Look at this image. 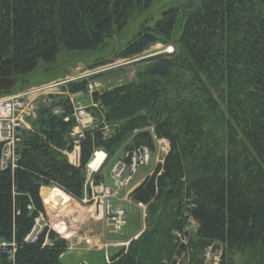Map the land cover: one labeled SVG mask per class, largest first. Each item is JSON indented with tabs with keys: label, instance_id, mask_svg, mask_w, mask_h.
I'll list each match as a JSON object with an SVG mask.
<instances>
[{
	"label": "trees",
	"instance_id": "trees-1",
	"mask_svg": "<svg viewBox=\"0 0 264 264\" xmlns=\"http://www.w3.org/2000/svg\"><path fill=\"white\" fill-rule=\"evenodd\" d=\"M151 3L0 0V75L29 74L62 49H97L123 30L136 5ZM179 19V9L169 6L121 53L133 57L162 42L174 44L176 55L155 60L136 82L94 93L100 121L115 133L105 137L104 122L88 133L80 144L83 164L97 148L109 156L122 148H153L150 125L171 144L164 163L131 193L151 207L150 231L108 264L170 259L178 248L173 233L187 214L200 223L192 264H201L205 243L214 240L225 245L223 264H235V251L246 252L242 264H264V0H197L175 38ZM58 104L62 114L42 105L34 129L24 131L18 166L0 169V241L15 238L18 244L15 261L1 257L0 264H64L70 223L50 226L46 204L68 203L64 192L81 199L86 176L64 156V149H73L69 134L76 123L65 121L72 113L69 99ZM54 184L58 188L47 187ZM41 212L46 227L35 242H25Z\"/></svg>",
	"mask_w": 264,
	"mask_h": 264
},
{
	"label": "rangeland",
	"instance_id": "rangeland-1",
	"mask_svg": "<svg viewBox=\"0 0 264 264\" xmlns=\"http://www.w3.org/2000/svg\"><path fill=\"white\" fill-rule=\"evenodd\" d=\"M195 2H197V0H152V3L146 8L136 5L132 17L123 30L114 31L105 40L103 45L99 46L97 49L87 51H68L62 49L53 62H40V65L35 71L15 77L17 79V84L9 93L28 92L33 89L37 90L53 82L72 80L58 87L59 92L63 94L57 97L64 98L67 96V93L71 92L72 96L77 98L75 99L76 101L78 100L88 105V108L93 112L96 118L95 129H99L102 125L101 122L104 121H100V117L97 114L102 106L100 102L94 99L95 92L104 93L116 87H120L121 85L136 82L139 72L147 68V66L155 60L161 56H174L177 53V48L174 44L160 42L150 45L148 49L138 55L124 58L121 56V53L127 43L136 35L140 28L153 26L162 11L169 6H176L180 11V19L175 32V38H177L184 21V14L189 11L190 8L194 7ZM171 46L172 48L167 51ZM90 80H96L99 84L98 88L92 92L89 91ZM73 84H79L81 88L83 87L82 84L88 87L73 92V90H70ZM39 93L40 92H35L29 96V100L36 102L38 108L35 110V114L25 117V126L30 128H26L28 130L34 129L33 122L38 119L37 117L41 110V97H37ZM71 108L73 112V107L71 106ZM103 125L102 131L105 137H108V135H111L113 132L115 133L114 126L112 127L105 122ZM146 129L149 130L153 136L154 147L151 148L153 157L148 165L138 169L135 178L130 184V188L122 193L120 204L126 208L128 214V224L122 231L113 232L102 218L103 211H99L95 204H85L82 201L86 194V188L88 190L90 189V183L88 182L90 174L88 163L94 152L88 161H86V159V162L83 164L80 146V159L79 163L76 164L74 160L75 150L74 152H70L71 150L69 149L63 150L68 163L76 167H81L86 176L83 187V197L81 199L73 198L64 192L65 196L69 198L68 203L61 200L60 205H58L59 199H57L54 203L50 201L51 205L47 207L51 210L50 217L53 218L51 223L48 221V224L54 227V223L62 224L69 221L70 226H68L69 231L67 234L64 235L60 233L62 237H67L68 235V237L72 236V238L74 237L75 239L73 242L72 238L69 240L65 238L68 248L64 253V257L61 258L64 264H78L80 255H88L87 258L92 261V264H108L114 257H117V254L119 255L127 251L133 241L142 239L148 231H150L152 227L151 207L146 204L135 202L131 195L134 189L132 191L131 189L132 187L134 188L144 175L147 173L151 175L157 166L164 163L165 158L170 152L171 144L169 139L159 137L156 134L153 125L146 126ZM160 140H162V142H159ZM124 151H126L125 148H122L117 151L115 155L108 156V161L103 170H101V173H99V176H97L96 173L94 174L97 182L101 180L111 181V170L115 163L123 157ZM97 177L100 178L99 181ZM47 187L58 188L55 184ZM96 209L97 212H95ZM91 211L93 214H102V220L98 218L97 227L89 226V224H91L89 219L91 218L87 216V213ZM47 215H49L48 212ZM92 219H94V217H92ZM197 238H194V242L197 241ZM214 241H208L205 245L207 246ZM193 245L196 246L195 243H193ZM245 253L246 252L241 253L240 251H235L233 253L234 263L242 264V262H244L241 261L242 257L244 258V256H247ZM193 256L194 254H192V259L194 260Z\"/></svg>",
	"mask_w": 264,
	"mask_h": 264
},
{
	"label": "built area",
	"instance_id": "built-area-1",
	"mask_svg": "<svg viewBox=\"0 0 264 264\" xmlns=\"http://www.w3.org/2000/svg\"><path fill=\"white\" fill-rule=\"evenodd\" d=\"M168 50H170V47ZM70 81L72 80L53 82L37 90L33 89L28 92L0 95V169H15L18 166L21 158L19 146L23 140V133L25 130L30 129L25 126V117L35 114V110L38 108L36 102L29 100V96L35 92H40L37 97H41L42 105L52 108L55 115H60L63 113V108L58 103H60L62 98L57 96L63 93L59 92L58 87ZM94 82V80L89 82V91L91 92L95 91V86L99 85ZM65 97L69 99L73 107V114L77 120L76 125L69 134L74 144V160L77 164L80 159L81 141L86 138L89 130L95 128L96 118L88 106H84L75 100L71 92L67 93ZM69 120L70 116H66L65 121ZM159 142H162V140ZM98 151L104 152L105 157L101 161V164L93 167L91 162L97 159ZM107 159L108 154L104 150L96 149L94 151L88 163L90 189L86 188V194L82 201L85 204H95V206L101 207L103 209L102 218L105 223L113 232H118L122 231L128 224L127 210L120 204L122 193L130 188V184L135 178L138 169L148 165L151 161L152 150L147 145L128 149L123 157L113 166L110 174L111 181L101 180L97 182L94 174L103 170ZM29 209L33 210V205H29ZM44 220V213H40L35 218L36 225L26 237V241L36 240L38 234L46 225L42 223ZM199 230L200 223L198 219L192 214H187L183 227L176 229L173 233L178 247L177 251L170 259H164L162 264H192V253L195 251L193 246L194 238L198 237ZM14 247L15 243L13 242L0 241V256L6 255L9 258H14ZM225 253V245L222 242L214 241L203 248L201 264H223Z\"/></svg>",
	"mask_w": 264,
	"mask_h": 264
},
{
	"label": "bare ground",
	"instance_id": "bare-ground-1",
	"mask_svg": "<svg viewBox=\"0 0 264 264\" xmlns=\"http://www.w3.org/2000/svg\"><path fill=\"white\" fill-rule=\"evenodd\" d=\"M170 48H172V46H171ZM94 83L98 84L97 81H95ZM97 88H98V86H95V90H96ZM75 99H77V98H75ZM77 101H78V100H77ZM78 102L81 103V104L84 105V106H88V105H86V104H84V103H82V102H80V101H78ZM70 117L74 118L75 123H77V120H76V118H75L73 112L71 113V116H70ZM94 129H95V128H94ZM94 129L89 130V131L87 132V134L90 133V132L92 133V132L94 131ZM82 141H83V140H82ZM137 147H139V146H135V148H137ZM74 150H75V148H74V146H73V149H72L70 152H72V151L74 152ZM104 157H105V153L102 152V151H98V157H97V159H95L94 161L91 162L92 166H93V167H97L99 164H101V161L103 160ZM99 173H101V171L98 172V173H96V175L99 176ZM28 208H29V206H28ZM29 210H30V209H29ZM102 210H103V209L100 207V211H102ZM42 223L47 225L46 220H44ZM35 225H36V222L34 223V226L32 227L31 231L28 233V235L32 232V230H33V228L35 227ZM46 225L44 226V228L46 227ZM44 228H43V230H44ZM43 230L38 234L36 240H37L38 237L41 235V233L43 232ZM28 235H27V236H28ZM27 236H26V237H27ZM26 237H25V239H24L25 242H35V241H36V240H34V241H26ZM1 241H7V242H13V243H15V247H14V248H15L14 258H9V257L6 256V255H2V256H0V258H1V257H6L8 260L14 262V261H15L16 251H17V245H18L17 242H16V240H15V238H13L12 240H1Z\"/></svg>",
	"mask_w": 264,
	"mask_h": 264
},
{
	"label": "crops",
	"instance_id": "crops-1",
	"mask_svg": "<svg viewBox=\"0 0 264 264\" xmlns=\"http://www.w3.org/2000/svg\"><path fill=\"white\" fill-rule=\"evenodd\" d=\"M148 175H150V173H147L146 175H144V176H143V177L137 182V184L134 186V188L132 187L131 191H132L133 189H135L137 186H139V185L141 184V182H143V180H144ZM44 187H45V186H43L42 189H43ZM42 189H41V191H42ZM46 205H47V204H46ZM47 207H48V205L46 206V209H47V212H48L49 216H51V210L48 209ZM95 212H97V211H95ZM101 213H102V212H101ZM87 214H88L87 216L91 218V219H89V220H90L89 222L91 223V224H89V226H90V227H93V226H94V227H97V224H98V218L101 219L102 214L98 215L97 213H95V214H96V215H95V214L92 213V211H91L90 213H87ZM92 217H94V219H96V220L92 219ZM86 218H87V217H86ZM101 220H102V219H101ZM65 238H67V239L69 240V239L72 238V236L68 237V235H67V237H65ZM72 240H73V242L75 241L74 237L72 238ZM69 249H70V247H69ZM87 256H88V255H85V256L80 255V260H79L78 264H81L83 261L87 262V261H88ZM62 257H64V254H63Z\"/></svg>",
	"mask_w": 264,
	"mask_h": 264
},
{
	"label": "water",
	"instance_id": "water-1",
	"mask_svg": "<svg viewBox=\"0 0 264 264\" xmlns=\"http://www.w3.org/2000/svg\"><path fill=\"white\" fill-rule=\"evenodd\" d=\"M17 84L15 77H5L0 75V92L11 91Z\"/></svg>",
	"mask_w": 264,
	"mask_h": 264
}]
</instances>
